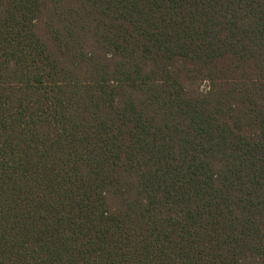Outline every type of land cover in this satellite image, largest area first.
Here are the masks:
<instances>
[{"label":"trees","instance_id":"1","mask_svg":"<svg viewBox=\"0 0 264 264\" xmlns=\"http://www.w3.org/2000/svg\"><path fill=\"white\" fill-rule=\"evenodd\" d=\"M0 264H264V0H0Z\"/></svg>","mask_w":264,"mask_h":264}]
</instances>
